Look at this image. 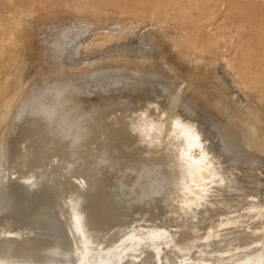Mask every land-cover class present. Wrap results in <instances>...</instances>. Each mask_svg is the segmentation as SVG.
Listing matches in <instances>:
<instances>
[{
  "label": "water",
  "instance_id": "obj_1",
  "mask_svg": "<svg viewBox=\"0 0 264 264\" xmlns=\"http://www.w3.org/2000/svg\"><path fill=\"white\" fill-rule=\"evenodd\" d=\"M0 135V264H264V152L162 61L35 74Z\"/></svg>",
  "mask_w": 264,
  "mask_h": 264
},
{
  "label": "rangeland",
  "instance_id": "obj_2",
  "mask_svg": "<svg viewBox=\"0 0 264 264\" xmlns=\"http://www.w3.org/2000/svg\"><path fill=\"white\" fill-rule=\"evenodd\" d=\"M32 1L34 4L31 3V6H27L28 0H25V1L24 0H12L10 2H8V0H7L6 3L4 0H0V9L2 8L0 10V16H1V18H0V36H3V34L5 33L4 34L5 36L3 38L0 37L3 41L2 42L0 39V43H1V45H0V56L3 54V57H0V104H1L0 108L1 109L5 105H8L9 104L8 102L11 101V103H12V100L13 101L16 100V98L19 97V95H21L23 93V90L26 88V86L29 84L30 80L32 79V77L35 74L43 73L47 70L56 69V68H59L60 66L79 68V67L89 66L90 64L108 62L109 60L124 61V60L137 59V60H147L148 61V60H152V58H153L154 60L159 61V60H162L161 57L162 58L164 57L162 62H164L165 65L167 64L166 66L171 69L172 73H174L178 77V79L180 78L181 81L183 79L184 83L192 85L193 88L194 87L198 88L200 90V92L204 93V95L211 97L214 101V104H216L217 106H218V104H221L223 109L225 108V110L229 114H231V113L233 114V115L232 114L230 115V118L232 117L231 119L238 126L241 127L244 139H246L245 137L250 135V136H252L251 137L252 140H255L254 144H258L264 138V134H263L264 133V119H263L264 118V79H263L264 73L257 75V77L253 80L252 84L247 86V85H244L243 83H241L240 81L237 80L233 71L230 70V68L226 67V65L224 64V61L218 60L214 65H212L213 67L208 66L211 70V71L207 70L205 72V75L208 74V76H206L205 78H208V79L205 81H202L200 79V82H201L200 83L199 81L195 80L196 78L193 79V77H196V76H194L195 70L190 68V66H192V65L189 62V60L187 61V59L185 57H182L177 52L178 48H179V45H178L179 38H176L177 37L176 36L177 30L173 27L174 26L173 22L175 21V18H174L175 16L174 17L172 16V14L174 15V12H171V11H173V9H175L174 7L177 8V7L182 5V11L185 12V10L187 9L188 10L187 15H188L190 13V11L192 13H195L196 11H199L201 8H204V6L206 8V6H208V4L214 3L215 0H204V1L202 0L205 4L201 0H199V1H201V3L198 0H178V1H176V0H165V2H162V0H157V1L155 0L157 2L156 4H155V2H153L154 0H151L153 2V4L150 0L149 1L151 3H149L148 0L147 1L141 0L143 2V5L141 2H139L140 0L139 1L137 0L142 5L141 7L142 8L144 7L143 10H140V8H141L140 6H136V5H139V3L135 0H124V1H122V0L121 1H119V0H114V1L113 0H111V1L110 0H100V1L96 0L95 1L94 0L96 2V4H94V5H93V3H95V2H93V0H64V1L62 0L63 2L61 4H58V6H52L53 8L51 7V5L49 6L48 4L47 5L49 7L41 5L42 1H44V0H42V1L32 0ZM50 1L54 2L56 0H54V1L49 0V2ZM101 1H102V3H101ZM127 1L129 3H127ZM171 1H173V2H171ZM180 1H182L183 3ZM205 1H209V3L205 2ZM217 1L218 2L220 1V3H221V5H219V3L217 4L218 7L219 8L221 7L223 9H221V8L219 9L217 7L219 10L218 9L214 10V11H216L212 14L214 17L211 15L212 19L210 18L211 21L213 20L212 22H215L216 27L227 26V25L230 27H233L231 25L237 26V24L243 22V21H241V22L238 21V18H240V16L243 14V7H241L242 0H226V1L225 0H217ZM259 1H261V0H259ZM263 1L264 0H262L261 2H263ZM47 2H48V0H47ZM108 2H109V4H108ZM190 2H192V3H190ZM197 2H199V4ZM234 2H236V3H234ZM243 2H245V1H243ZM148 3H149V6H147ZM163 3L165 4V6ZM196 3H197V6H196ZM222 3H223V5H222ZM5 4L6 5L12 4V5L6 6ZM14 4L17 7L15 12H14L15 6H13ZM37 4L39 6H37ZM114 4L116 7L114 6ZM144 4H146L145 5L147 7L146 9H145ZM150 4L153 5L152 9L150 7ZM176 4L177 5L181 4V5L177 6ZM237 4H239V5H237ZM22 5H24L25 7L24 6L22 7ZM32 5H36V7H34V6L32 7ZM110 5L112 8H109ZM232 5H234V7H236L237 10L234 9V7ZM8 6L10 7V9L14 8V10L13 11L10 10ZM41 6H43V8H41ZM162 6H164V8H166V9L162 8ZM200 6H202V7L200 8ZM28 7H30V8H28ZM60 7H63V8H60ZM105 7L109 10L105 9ZM155 7H157L158 9L156 8L157 9L156 10ZM170 7L171 8L173 7V9H171ZM183 7L185 10L183 9ZM5 8L8 12H6ZM159 8L161 10H159ZM112 9H114V11H112ZM147 9H148V11H147ZM153 9L156 11L153 12L154 11ZM41 10H43V11H41ZM98 10H100L101 12L100 11L98 12ZM167 10H168V12H166ZM176 10L177 9H175V11ZM178 10H180V11H176V12H178V14L182 13L181 9L178 8ZM194 10H195V12H194ZM220 10H221V12H220ZM230 10H231V12L233 11L232 14H231ZM4 11H5L6 16H4V14H3ZM119 11H120L121 15H119V13L117 14V12H119ZM162 11H163V13L164 12L166 13V14L164 13L165 16L163 13H161ZM227 11H228V13H227ZM18 12H20L21 14L23 13V14L21 15ZM113 12L114 13L116 12V14L118 16H116ZM169 12H170V14H169ZM59 13H60V15H59ZM122 13H124V15ZM149 13H151L152 15ZM223 13L224 14L226 13V14L224 15ZM136 14H137V17H136ZM138 14H140V15L138 16ZM161 14L163 15V17ZM215 14H216V16H215ZM16 15H18V16L16 17ZM27 15H28V17H26ZM144 15H146V16H144ZM21 16H23L22 17L23 21L20 20ZM217 16H218V18H216ZM229 16H230V18H229ZM12 18H13V20H12ZM17 18H19V19L17 20ZM143 18H144V20H143ZM148 18H150V19H148ZM157 18L159 21L157 20ZM163 18H164V20H163ZM214 18L218 19V20H215ZM232 18L233 19L235 18L237 20L235 21ZM1 19L2 20L4 19L5 23ZM170 19H171V21H170ZM220 19L221 20L224 19L222 21L223 23L220 22ZM229 19H231V20H229ZM6 20L8 22L10 21L11 23L9 22L7 24ZM225 20H229V21L226 22ZM13 21H14V23H13ZM18 21L19 22L22 21L21 24L23 23L22 29H23L24 33L22 32V35L18 41L13 42V40L11 39V35H12L11 33H14V32H16V34L20 33V31L18 32L19 28H17V22ZM237 21H238L237 24L233 23V22H237ZM202 22L204 23V21H202ZM219 22L222 24L220 25ZM15 23H16V25H15ZM166 23L167 24L170 23V24L167 25ZM230 23H232V24H230ZM9 24H11L12 26ZM217 24H218V26H217ZM168 26L169 27L171 26L170 27L171 29L168 28ZM8 27H10V28L8 29ZM192 27L193 28L189 29L190 34L192 36H194L195 38H198V40L200 42L207 40V38H209V37H212L211 31L207 34V32L209 30L203 29V31H205L204 32L205 35L203 34L200 24L193 25ZM2 28L5 30H3ZM12 29L14 30V32L11 31ZM8 30H10L11 32ZM170 30H172V31H170ZM240 30L242 32L243 37H245V39L243 38L240 49L242 48L241 49L242 51L246 50L244 52V54L245 53L247 54V52H248V54L245 56H246V58L249 59V62L252 64L255 61H257L258 59H259L258 61L264 62V58H262V57H264L263 56L264 55V50H263L264 49V36H263L264 33L260 34L258 31V36H259V38H261V40H259V38H257L258 40H255V38H253V36L251 35L252 30L250 28L245 27V29H244V27L243 28L241 27ZM6 31H8V32H6ZM27 31H28V33H27ZM158 32H160V33L158 34ZM201 32H202V34H201ZM209 34H210V36H209ZM7 35H9L10 37ZM172 35H173V37H172ZM250 35H251V37H250ZM23 36H26V38L29 36H31V37H30V39L29 38L26 39ZM171 38H172V41L173 40H175V41L172 42L170 40ZM23 39H25V40H23ZM156 40H158L157 45H155ZM160 41L162 43H164L165 50L163 48V44H161L162 47L159 45L161 43ZM11 42H13V43H11ZM17 42H19V44ZM158 42H160V43H158ZM22 43H24V44H22ZM172 43H173V47H172ZM250 44H253V47ZM158 45L162 49L159 48ZM4 46L8 47V49L7 48L5 49ZM9 47H11V49ZM243 47H246L248 49L245 48V50H244ZM156 48L160 49L161 51L160 50L157 51ZM167 48H169V50H166ZM249 48H251V49H249ZM253 48H254V51H253ZM7 50H9V51H7ZM3 52H5V54ZM8 52H10V55ZM160 52H162V53H160ZM156 53L157 54L159 53L160 55L158 56ZM162 54H164V55H162ZM175 54H176V56H175ZM172 56L174 58H172ZM175 57H177V58H175ZM174 59H176V60L174 61ZM164 60H166V61H164ZM177 61L181 65L178 63H175ZM205 64L206 63L201 62V63H198V65H193L195 67H193V66L192 67L199 69V65L203 66ZM21 65H23V66H21ZM186 65H187V67H186ZM214 66L216 68H214ZM188 67L190 69H188ZM183 69L186 71L184 72ZM215 74H217V76H215ZM218 74H220L219 77H218ZM186 76L187 77L192 76V77L187 78ZM258 76H260V77L258 78ZM222 78H223V80H222ZM232 78L235 80V82L232 81L233 80ZM259 79H260V81H259ZM206 81H208V82H206ZM202 82L203 83L206 82L204 84L205 86L203 85V87H205V89L203 87H201ZM8 84H9V86H8ZM195 84L197 85V87ZM3 85H5L6 88L1 87ZM193 85H195V86H193ZM236 85H238V86H236ZM234 87L236 88L237 93L235 92ZM210 89H213V90H210ZM255 89L256 90L258 89V90L256 91ZM206 91L208 92V94ZM212 91H214V92H212ZM242 91H244V93ZM252 91H254V92H252ZM19 92L20 93L22 92V93L19 94ZM251 92H252V94H251ZM257 92L258 93L260 92V93L257 94ZM239 93H241V94H239ZM212 94L216 98H218L217 102L215 100V97ZM258 95H261V97L259 98ZM5 100L8 102H6ZM1 101H2V103H1ZM1 109H0V112H1ZM235 114H237L236 117H235ZM0 135H1V133H0ZM261 147H262V145L257 146L258 149H264L263 147L262 148Z\"/></svg>",
  "mask_w": 264,
  "mask_h": 264
},
{
  "label": "bare ground",
  "instance_id": "obj_3",
  "mask_svg": "<svg viewBox=\"0 0 264 264\" xmlns=\"http://www.w3.org/2000/svg\"><path fill=\"white\" fill-rule=\"evenodd\" d=\"M5 1V3L7 2V0H4ZM10 1H12V0H10ZM9 0H8V2H10ZM25 1V0H24ZM32 0H28V5L27 6H31V3H33V1L31 2ZM40 1H42V0H40ZM54 1V0H53ZM64 1V0H63ZM62 0H56V1H54V2H52V1H50L49 2V0H48V2H47V0H44V1H42V4L41 5H44V6H50L51 5V7L52 6H58V4H61L62 2H63ZM96 1V0H95ZM94 0H93V2H95ZM98 1V0H97ZM100 1V0H99ZM111 1V0H110ZM114 1V0H113ZM119 1H121V0H119ZM122 1H124V0H122ZM135 1H137V0H135ZM139 1V0H138ZM137 1V2H138ZM143 1V0H142ZM141 0L139 1V2H141L142 3V5H143V2H142ZM144 1H147V0H144ZM151 1V0H150ZM149 0H148V2L149 3H151ZM157 1V0H156ZM155 0L153 1V2H155V4L157 3ZM176 1H178V0H176ZM199 1V0H198ZM202 1V0H201ZM201 1H199L200 3H201ZM204 1V0H203ZM202 1V2H203ZM217 0H215L214 1V3H211V4H208V6H206V8H205V6H204V8H201L202 6H200V10L199 11H196L195 12V10H194V12L195 13H192L190 10V13L187 15V13H188V10L186 9H184V7H183V9L185 10V12H183L182 11V5L181 4H178V5H181V6H179V7H174L175 9H177L176 11H180V10H178V8L179 9H181V11H182V13H179L178 14V12H176L175 11V9H173V7L171 8V9H173V11H171V12H174V15L172 14V16L175 18V21L173 22V24H174V28L177 30V37L176 38H179V40H178V45H179V48H178V53L182 56V57H185L186 59H187V61L189 60V62L191 63V65L193 66V65H198V63H206L205 65H199V69H196V68H193V67H195V66H190V68L191 69H194L195 70V75L194 76H196V77H193V79L194 78H196L195 80H197V81H199L200 82V79L202 80V81H205V80H207L208 78H205L206 76H208V74H206L205 75V72L207 71V70H209V71H211L210 70V68L208 67V66H212V65H214L218 60H222V61H224V64L226 65V67H228V68H230V70H232L233 71V73L235 74V76H236V78H237V80L238 81H240L241 83H243L244 85H251L252 84V82H253V80L257 77V75H259V74H261V73H264V62H260V61H255L254 63H250L249 62V59L248 58H246V56L245 55H247L248 54V52H247V54L245 53L244 54V52L246 51L245 50V48L247 47H243L244 48V50L245 51H242L241 49H240V46H241V44H242V41H243V38L245 39V37H243V35H242V32H241V30H240V28L242 27H244V29H245V27H247V28H250L252 31H251V35L253 36V38H255V40H258L257 38H259V36H258V31H259V33L260 34H263L264 33V1L263 2H261V1H259V0H242V2H241V7H243V14L240 16V18H238V21H243V22H241V23H239V24H237L238 23V21L237 22H233V23H236L237 24V26H234V25H231V26H233V27H230V26H219V27H216V25H215V22H212L211 21V15L214 13V12H216V11H214V10H217L219 7H218V3H219V5H221V3H220V1L218 2H216ZM226 1V0H225ZM243 1H245V2H243ZM23 2V1H22ZM36 2V1H35ZM67 2V1H66ZM88 2V1H87ZM105 2V1H104ZM138 2V3H139ZM153 2H152V4H153ZM162 2H165V0L163 1L162 0ZM169 2V1H168ZM171 2H173V1H171ZM180 2H182V1H180ZM195 2V1H194ZM199 2H197L198 4H199ZM205 2H207V3H209V1H205ZM211 2V1H210ZM238 2V1H237ZM12 3V2H11ZM25 3V2H24ZM73 3V2H72ZM79 3V2H78ZM101 3H102V1H101ZM121 3V2H120ZM123 3V2H122ZM127 3H129L128 1H127ZM134 3V2H133ZM147 3V2H146ZM149 3L147 4V6H149ZM161 3V2H160ZM159 3V4H160ZM167 3V2H166ZM177 3V2H176ZM183 3V2H182ZM190 3H192V2H190ZM197 3H196V6H197ZM204 3V2H203ZM206 3V4H207ZM234 3H236V2H234ZM4 4V3H3ZM34 4V3H33ZM36 4V3H35ZM48 4V5H47ZM94 4H96V2L95 3H93V5ZM99 4V3H98ZM108 4H109V2H108ZM137 4V3H136ZM152 4H150V7H151V9H152V7H153V5ZM164 4V3H163ZM169 4V3H168ZM188 4V3H187ZM194 4V3H193ZM205 4V3H204ZM203 4V5H204ZM233 4V3H232ZM6 5V4H5ZM4 5V6H5ZM7 5H12V4H7ZM6 5V6H7ZM20 5V4H19ZM18 5V6H19ZM112 5V4H111ZM111 5L109 6V8H112L111 7ZM133 5V4H132ZM140 3H139V5H136V6H142ZM146 4H144V6H145ZM152 5V6H151ZM177 5V4H176ZM177 5V6H178ZM192 5V4H191ZM222 5H223V3H222ZM237 5H239V4H237ZM13 6H15V4L13 5ZM21 6V5H20ZM19 6V7H20ZM24 5H22V7H23ZM36 7V5H32V7ZM37 6H39L38 4H37ZM48 6V7H49ZM64 6V5H63ZM113 6V5H112ZM114 6H115V4H114ZM120 6V5H119ZM157 6V5H156ZM164 6H165V4H164ZM164 6H162V8H164ZM195 6V5H194ZM193 6V7H194ZM233 7H234V5H232ZM9 7V6H8ZM18 7V8H19ZM25 7V6H24ZM108 7V6H107ZM116 7V6H115ZM149 7V8H150ZM181 7V8H180ZM218 7V8H217ZM225 7V6H224ZM232 7V8H233ZM12 8V7H11ZM14 8H15V10H14ZM13 9H10V7H9V9L10 10H14V12L16 11V6L14 7ZM28 8H30V7H28ZM40 8V7H39ZM41 8H43V6H41ZM45 8V7H44ZM53 8V7H52ZM55 8V7H54ZM60 8H63V7H60ZM125 8V7H124ZM134 8V7H133ZM144 8V7H143ZM143 8L141 7L140 8V10H143ZM147 7L145 6V9H146ZM157 7H155V9H156ZM161 8V7H160ZM159 8V10H161ZM195 8V7H194ZM197 8V7H196ZM221 8V7H220ZM219 8V9H220ZM226 8V7H225ZM224 8V9H225ZM2 9V8H1ZM0 9V10H1ZM50 9V8H49ZM101 9V8H100ZM105 9H107L106 7H105ZM119 9V8H118ZM122 9V8H121ZM150 9V10H151ZM158 9V8H157ZM156 9V10H157ZM164 9H166V8H164ZM199 9V8H198ZM218 9V10H219ZM221 9H223V8H221ZM228 9V8H227ZM234 9H236V7H234ZM5 10H6V8H5ZM21 10V9H20ZM25 10V9H24ZM34 10V9H33ZM36 10V9H35ZM60 10V9H59ZM58 10V11H59ZM102 10V9H101ZM107 10H109V9H107ZM154 10V9H153ZM156 10H154L153 12H155ZM158 10V11H159ZM193 10V9H192ZM232 10V9H231ZM231 10H230V12H231ZM237 10V9H236ZM235 10V11H236ZM19 11V10H18ZM32 11V10H31ZM41 11H43V10H41ZM45 11V10H44ZM47 11V10H46ZM100 10H98V12H99ZM112 11H114V9H112ZM146 11V10H145ZM147 11H148V9H147ZM146 11V12H147ZM223 11V10H222ZM225 11V10H224ZM234 11V12H235ZM6 12H8L7 10H6ZM11 12V11H10ZM28 12V11H27ZM50 12V11H49ZM53 12V11H52ZM57 12V11H56ZM93 12V11H92ZM101 12V11H100ZM126 12V11H125ZM150 12V11H149ZM166 12H168V10L166 11ZM220 12H221V10H220ZM233 12V11H232ZM232 12H231V14H232ZM18 13H20V12H18ZM32 13V12H31ZM40 13V12H39ZM94 13V12H93ZM103 13V12H102ZM114 13V12H113ZM119 13V15H121L120 14V11L119 12H117V14ZM129 13V12H128ZM142 13V12H141ZM148 13V12H147ZM161 13H163V11L161 12ZM165 13V12H164ZM163 13V14H164ZM219 13V12H218ZM227 13H228V11H227ZM4 16H6L5 15V11H4ZM17 14V13H16ZM21 14V13H20ZM23 14V13H22ZM21 14V15H22ZM28 14V13H27ZM49 14V13H48ZM116 16H118L117 14H116V12L114 13ZM123 15H124V13H122ZM149 14H151V13H149ZM148 14V15H149ZM154 14V13H153ZM166 14V13H165ZM165 14H164V16H165ZM169 14H170V12H169ZM168 14V15H169ZM217 14V13H216ZM216 14H215V16H216ZM221 14V13H220ZM224 14V13H223ZM226 14V13H225ZM224 14V15H225ZM234 14V13H233ZM13 15V14H12ZM39 15V14H38ZM59 15H60V13H59ZM140 14H138V16H139ZM143 15V14H142ZM141 15V16H142ZM152 15V14H151ZM155 15V14H154ZM162 15V14H161ZM219 15V14H218ZM11 16V15H10ZM18 15H16V17H17ZM36 16V15H35ZM49 16V15H48ZM144 16H146V15H144ZM150 16V15H149ZM148 16V17H149ZM158 16V15H157ZM167 16V15H166ZM170 16V15H169ZM213 16V15H212ZM221 16V15H220ZM13 17V16H12ZM22 17L23 16H21V18H20V20H22L23 21V19H22ZM26 17H28V15L26 16ZM127 17V16H126ZM136 17H137V14H136ZM152 17V16H151ZM162 17H163V15H162ZM214 17V16H213ZM224 17V16H223ZM233 17V16H232ZM0 18H1V16H0ZM19 18H17V20L19 19ZM118 18V17H117ZM211 18V19H210ZM216 18H218V16L216 17ZM222 18V17H221ZM229 18H230V16H229ZM7 19V18H6ZM11 19V18H10ZM15 19V18H14ZM148 19H150V18H148ZM172 19V18H171ZM171 19H170V21H171ZM215 19V18H214ZM233 19V18H232ZM2 20V19H1ZM12 20H13V18H12ZM135 20V19H134ZM143 20H144V18H143ZM155 20V19H154ZM153 20V21H154ZM157 20H158V18H157ZM163 20H164V18H163ZM174 20V19H173ZM215 20H218V19H215ZM224 20V19H223ZM223 20H221L220 19V22H222ZM229 20H231V19H229ZM229 20H225L226 22L227 21H229ZM233 20H237V19H233ZM232 20V21H233ZM4 23H5V21H4V19L2 20ZM7 21V20H6ZM22 21H18L17 22V28H19L18 29V32L20 31V33L19 34H16V32H14V30L12 29L11 31H13L14 33H11L12 35H11V39L13 40V42L15 41H18L19 39H20V37H21V35H22V32H23V29H22V24H21V22ZM27 21V20H26ZM136 21V20H135ZM159 21V20H158ZM167 21V20H166ZM165 21V22H166ZM202 21H204V23L202 22ZM224 21V22H225ZM10 22V21H9ZM8 21H7V24L9 23ZM139 22V21H138ZM142 22V21H141ZM148 22V21H147ZM164 22V23H165ZM217 22V21H216ZM219 22V23H220ZM246 22V23H245ZM11 23V22H10ZM13 23H14V21H13ZM33 23V22H32ZM31 23V24H32ZM140 23V22H139ZM171 23V22H170ZM170 23H166L167 25H169ZM223 23V22H222ZM222 23H220V25L222 24ZM2 24V23H1ZM155 24V23H154ZM196 24H200V26H201V29H202V32H203V34L205 35V31H203V29H205V30H209L208 32H207V34L211 31V34H212V37H209V38H207V40H205V41H202V42H200L199 40H198V38H195L194 36H192L191 34H190V32H189V29H191V28H193L192 26L193 25H196ZM230 24H232V23H230ZM9 25H11V24H9ZM15 25H16V23H15ZM133 25V24H132ZM2 26V25H1ZM12 26V25H11ZM14 26V25H13ZM172 26V25H171ZM170 26V27H171ZM217 26H218V24H217ZM24 27V26H23ZM169 26H168V28H170ZM210 27V28H209ZM10 27H8V29H9ZM15 28V27H14ZM162 28V27H161ZM160 28V29H161ZM218 28V29H217ZM3 29V28H2ZM30 29V28H29ZM163 29V28H162ZM171 29V28H170ZM195 29V28H194ZM199 29V28H198ZM3 30H5V29H3ZM174 30V29H173ZM193 30V29H192ZM8 31H10V30H8ZM8 31H6V32H8ZM10 31V32H11ZM159 31V30H158ZM170 31H172V30H170ZM191 31V30H190ZM197 31V30H196ZM199 31V30H198ZM161 32V31H160ZM160 32H158V34L160 33ZM194 32V31H193ZM200 32V31H199ZM202 32H201V34H202ZM245 32V31H244ZM24 33V32H23ZM27 33H28V31H27ZM174 33V32H173ZM246 33V32H245ZM5 34V33H4ZM3 34V36H0L1 38H3L5 35ZM9 34V33H8ZM26 34V33H25ZM114 34V33H113ZM108 35V34H107ZM251 35H250V37H251ZM7 36H9V35H7ZM170 36V35H169ZM201 36V35H200ZM209 36H210V34H209ZM249 36V35H248ZM264 36V35H263ZM262 36V37H263ZM10 37V36H9ZM8 37V38H9ZM23 37H25L26 38V36H23ZM30 37L31 36H29V37H27V38H29L30 39ZM95 37V36H94ZM160 37V36H159ZM172 37H173V35H172ZM0 38V39H1ZM6 38V37H5ZM7 38V39H8ZM26 38V39H27ZM166 38V37H165ZM175 38V39H176ZM32 39V38H31ZM158 39V38H157ZM160 39V38H159ZM252 39V38H251ZM10 40V39H9ZM23 40H25V39H23ZM164 40V39H163ZM166 40V39H165ZM171 41H172V38L170 39ZM248 40V39H247ZM259 40H261V38H259ZM1 41H2V39H1ZM28 41V40H27ZM99 41V40H98ZM97 41V42H98ZM157 41L158 40H156L155 41V45H157ZM173 41H175V40H173ZM172 41V42H173ZM3 42V41H2ZM13 42H11V43H13ZM25 42V41H24ZM161 42V41H160ZM160 42H158V43H160ZM164 42V41H163ZM249 42V41H248ZM260 42V41H259ZM5 43V42H4ZM18 44H19V42H17ZM16 43V44H17ZM27 43V42H26ZM175 43V42H174ZM250 43V42H249ZM22 44H24V43H22ZM161 44H163V48L165 47L164 46V43H160L159 45L162 47V45ZM247 44V43H246ZM0 45H1V43H0ZM3 45V44H2ZM14 45V44H13ZM158 45V46H159ZM166 45V44H165ZM177 45V46H178ZM250 45H252V47H253V44H250ZM6 46V45H5ZM4 46V48L6 49H8V47H5ZM15 46V45H14ZM159 46V48H161ZM257 46V45H256ZM172 47H173V43H172ZM3 48V47H2ZM10 49H11V47H9ZM14 49V48H13ZM157 49V48H156ZM162 49V48H161ZM246 49H248V48H246ZM249 49H251V48H249ZM3 50V49H2ZM158 50H160V49H157V51ZM164 50H165V48H164ZM166 50H169V48H167ZM171 50V49H170ZM258 50V49H257ZM264 50V49H263ZM7 51H9V50H7ZM156 51V52H157ZM161 51V50H160ZM252 51V50H251ZM253 51H254V48H253ZM2 52V51H1ZM6 52V51H5ZM5 52H3L4 54H5ZM12 52V51H11ZM175 52V51H174ZM9 53V55H10V52H8ZM155 53V52H154ZM153 53V54H154ZM160 53H162V52H160ZM167 53V52H166ZM173 53V52H172ZM250 53V52H249ZM258 53V52H257ZM2 54V53H1ZM157 54V53H156ZM8 55V54H7ZM158 56L160 55L159 53L157 54ZM162 55H164V54H162ZM167 55V54H166ZM172 55V54H171ZM253 55V54H252ZM5 56V55H4ZM155 56V55H154ZM175 56H176V54H175ZM256 56V55H255ZM258 56V55H257ZM261 56V55H260ZM264 56V55H263ZM0 57H3V54L0 56ZM17 57V56H16ZM146 57V56H145ZM151 57V56H150ZM149 57V58H150ZM171 57V56H170ZM164 58V57H163ZM163 58L161 57V59L163 60ZM172 58H174L173 56H172ZM171 58V59H172ZM175 58H177V57H175ZM262 58H264V57H262ZM2 59V58H1ZM4 59V58H3ZM160 59V58H159ZM182 59V58H181ZM134 60H137V59H134ZM154 59L152 58V60H148V61H153ZM162 60H159V61H162ZM173 60V59H172ZM176 59H174V61H175ZM255 60V59H254ZM23 61V60H22ZM137 61H139V60H137ZM164 61H166V60H164ZM252 62V61H251ZM23 63V62H22ZM21 63V64H22ZM164 63V62H163ZM175 63H178V61L177 62H175ZM188 63V62H187ZM178 64H180V63H178ZM90 65H94V64H90ZM89 65V66H90ZM165 65V64H164ZM167 65V64H166ZM165 65V66H166ZM181 65V64H180ZM217 65V64H216ZM215 65V66H216ZM15 66V65H14ZM13 66V67H14ZM21 66H23V65H21ZM214 66V68H216ZM218 66V65H217ZM60 67H64V66H60ZM59 67V68H60ZM167 67V66H166ZM183 67V66H182ZM186 67H187V65H186ZM213 67V66H212ZM65 68V67H64ZM168 68V67H167ZM184 68V67H183ZM189 67H188V69H190ZM208 68V69H207ZM222 68V67H221ZM224 68V67H223ZM227 68V69H228ZM168 69H170V68H168ZM17 70V69H16ZM223 70V69H222ZM47 71H50V70H47ZM47 71H45V72H47ZM170 71H171V69H170ZM183 71L185 72L186 70H184L183 69ZM20 72V71H19ZM18 72V73H19ZM172 72V71H171ZM211 73V72H210ZM209 73V74H210ZM226 73V72H225ZM11 74V73H10ZM17 74V73H16ZM15 74V75H16ZM193 75V74H192ZM219 75L220 74H218V77H219ZM230 75V74H229ZM213 76V75H212ZM211 76V77H212ZM215 76H217V74H215ZM187 77V76H186ZM185 77V78H186ZM189 77V76H188ZM187 77V78H188ZM192 76H190L189 78H191ZM260 76H258V78H259ZM20 78V77H19ZM18 78V79H19ZM33 78V77H32ZM178 78V77H177ZM214 78V77H213ZM230 78V77H229ZM216 79V78H215ZM220 79V78H219ZM233 79V78H232ZM263 79H264V77H263ZM32 80V79H31ZM30 80V81H31ZM179 80H180V78H179ZM212 80V79H211ZM218 80V79H217ZM222 80H223V78H222ZM12 81V80H11ZM18 81V80H17ZM181 81V80H180ZM196 81V82H197ZM233 82H235V80L233 79L232 80ZM259 81H260V79H259ZM182 83H184L183 82V79H182V81H181ZM206 82H208V81H206ZM206 82H202V86L201 87H203V85L206 83ZM210 82V81H209ZM212 82V81H211ZM5 83V82H4ZM201 83V82H200ZM199 83V84H200ZM6 84V83H5ZM10 84V83H9ZM9 84H8V86H9ZM186 84V83H185ZM194 84V83H193ZM228 84V83H227ZM236 84V83H235ZM238 84V83H237ZM258 84V83H257ZM17 85V84H16ZM189 88H192L196 93H198V94H200L202 97H204L207 101H209V102H211L213 105H214V101H213V99L211 98V97H208L207 95H204V93L203 92H200V90L198 89V88H193L192 87V85H189V84H186ZM196 85V84H195ZM195 85H193V86H195ZM239 85V84H238ZM238 85H236V86H238ZM199 86V85H198ZM205 86V85H204ZM229 86V85H228ZM1 87H4V88H6L5 87V85H3V86H1ZM196 87H197V85H196ZM200 87V86H199ZM246 87V86H245ZM11 88V87H10ZM204 89H205V87H203ZM256 88V87H255ZM9 89V88H8ZM208 89V88H207ZM231 89V88H230ZM233 89V88H232ZM234 89H235V92H236V88L234 87ZM238 89V88H237ZM246 89V88H245ZM259 89V88H258ZM257 89V90H258ZM261 89V88H260ZM6 90V89H5ZM10 90V89H9ZM22 90V89H21ZM210 90H213V89H210ZM239 90V89H238ZM241 90V89H240ZM252 90V89H251ZM256 90V89H255ZM256 90V91H257ZM262 90V89H261ZM19 91V90H18ZM205 91V90H204ZM260 91V90H259ZM263 91V90H262ZM6 92V91H5ZM207 92V91H206ZM212 92H214V91H212ZM243 93H244V91H242ZM252 92H254V91H252ZM252 92H251V94H252ZM13 93V92H12ZM22 93V92H21ZM20 92H19V94H21ZM237 93V92H236ZM250 93V92H249ZM248 93V94H249ZM260 93V92H259ZM258 92H257V94H259ZM8 94V93H7ZM207 94H208V92H207ZM210 94V93H209ZM239 94H241V93H239ZM13 95V94H12ZM211 95V94H210ZM213 95V94H212ZM18 96V95H17ZM214 96V95H213ZM217 96V95H216ZM259 96V98L261 97V95H258ZM21 97V95H19V97H17L16 98V100H12V103H11V101L10 102H8V101H6V102H8L7 104L8 105H5L4 107H2V109H1V112H0V133L2 132V130H3V128H4V126H5V124H6V120H7V117L9 116V114L11 113V111L14 109V106H15V104L17 103V101L19 100V98ZM215 97V96H214ZM219 97V96H218ZM6 98V97H5ZM221 98V97H220ZM230 98V97H229ZM242 98V97H241ZM222 99V98H221ZM215 100H216V102H217V100H218V98H216L215 97ZM224 102V101H223ZM1 103H2V101H1ZM218 104V103H217ZM1 105V104H0ZM216 105V104H215ZM217 106V105H216ZM218 108H220L228 117H230V115L232 114L231 112V114H229L226 110H225V108L223 109V107L221 106V104H218V106H217ZM241 111V110H240ZM233 115V114H232ZM236 115L237 114H235V117H236ZM239 115V114H238ZM240 116V115H239ZM238 117V116H237ZM232 118V117H231ZM234 118V117H233ZM264 119V118H263ZM260 123V122H259ZM239 128H240V130L242 131V129H241V127L240 126H238ZM264 134V133H263ZM243 135V134H242ZM252 136H247V137H245L246 139H244V142L247 144V145H250V146H252V147H254V148H256V149H258L257 148V146H261L262 145V147L264 148V138L258 143V144H254V141L255 140H252V138H251ZM261 147V148H262ZM258 150H262L263 152H264V149H258Z\"/></svg>",
  "mask_w": 264,
  "mask_h": 264
}]
</instances>
